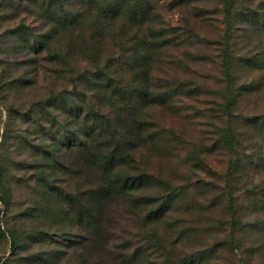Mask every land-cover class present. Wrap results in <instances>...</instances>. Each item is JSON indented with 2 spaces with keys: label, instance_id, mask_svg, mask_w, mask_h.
Returning <instances> with one entry per match:
<instances>
[{
  "label": "rangeland",
  "instance_id": "rangeland-1",
  "mask_svg": "<svg viewBox=\"0 0 264 264\" xmlns=\"http://www.w3.org/2000/svg\"><path fill=\"white\" fill-rule=\"evenodd\" d=\"M0 264H264V0H0Z\"/></svg>",
  "mask_w": 264,
  "mask_h": 264
},
{
  "label": "trees",
  "instance_id": "trees-1",
  "mask_svg": "<svg viewBox=\"0 0 264 264\" xmlns=\"http://www.w3.org/2000/svg\"><path fill=\"white\" fill-rule=\"evenodd\" d=\"M224 66H225V72H226V74H228L229 77H230L231 76V73H230L231 72V62L229 60H227L226 58H225V61H224ZM229 142L232 144V142H234V140L230 137L229 138ZM113 159H114V154H109L108 155V158L106 159L107 164H111V161ZM233 205H235V204H234L233 199H231L230 206L232 208H234Z\"/></svg>",
  "mask_w": 264,
  "mask_h": 264
}]
</instances>
